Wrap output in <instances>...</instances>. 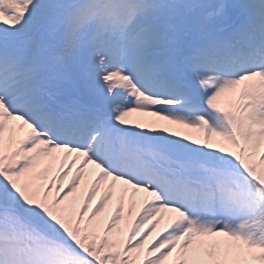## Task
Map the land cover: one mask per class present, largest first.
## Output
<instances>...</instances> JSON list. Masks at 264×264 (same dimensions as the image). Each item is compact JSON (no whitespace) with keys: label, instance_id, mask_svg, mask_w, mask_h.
Returning a JSON list of instances; mask_svg holds the SVG:
<instances>
[{"label":"snow or ice","instance_id":"6c2138e0","mask_svg":"<svg viewBox=\"0 0 264 264\" xmlns=\"http://www.w3.org/2000/svg\"><path fill=\"white\" fill-rule=\"evenodd\" d=\"M0 264H264V0H0Z\"/></svg>","mask_w":264,"mask_h":264},{"label":"rangeland","instance_id":"374dc122","mask_svg":"<svg viewBox=\"0 0 264 264\" xmlns=\"http://www.w3.org/2000/svg\"><path fill=\"white\" fill-rule=\"evenodd\" d=\"M143 119H150V118H148V117H144ZM155 235V234H154Z\"/></svg>","mask_w":264,"mask_h":264}]
</instances>
